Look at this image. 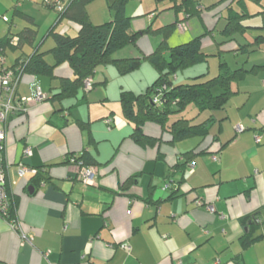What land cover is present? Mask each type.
<instances>
[{
    "label": "crops",
    "instance_id": "0c3cea01",
    "mask_svg": "<svg viewBox=\"0 0 264 264\" xmlns=\"http://www.w3.org/2000/svg\"><path fill=\"white\" fill-rule=\"evenodd\" d=\"M219 1L201 2L209 7ZM108 5L109 0L88 3L94 24L112 20ZM245 6L251 14L244 21L248 27L232 40L221 31L226 12L222 28L211 10L188 19V30L180 27L182 22L177 26L179 43L191 37L187 31L197 36L213 30L204 38V51L209 57L220 53V61L234 69L262 66L232 83L236 93L214 112L217 119L205 138L174 141L149 123L145 131L156 141L142 145L133 140L134 125L124 116L121 95L124 90L143 93L157 78L145 60L132 71L139 75L137 82L113 63L100 64L92 76L93 88H81L72 96L59 94L64 80L76 78L68 63L57 65L53 75H22L18 96H31L40 86L47 98L15 112L6 124L9 191L22 231L0 214V264H264V57H258L264 51V0H245ZM234 8L241 9L237 4ZM126 12L136 14L128 7ZM143 14L144 19H134V30L147 27L156 16L152 11ZM53 15L41 0H0V40L9 42L0 48V76L36 52L55 64L50 29L74 36L79 24L68 19L59 23ZM182 17L175 12L170 23ZM28 28L36 30L34 35L20 39ZM256 40L251 52L234 51L238 44ZM157 45L158 38L144 34L137 46L125 47L114 57L142 56ZM214 71L207 64L192 75L215 76L219 66ZM27 147L30 155L25 154ZM84 152L95 163L84 164L79 159ZM79 162L95 169L94 182L79 179ZM21 164L36 173L20 175ZM39 170L46 174L37 176ZM255 214L263 221L252 225V236H262L243 248L241 237Z\"/></svg>",
    "mask_w": 264,
    "mask_h": 264
},
{
    "label": "trees",
    "instance_id": "16d2710c",
    "mask_svg": "<svg viewBox=\"0 0 264 264\" xmlns=\"http://www.w3.org/2000/svg\"><path fill=\"white\" fill-rule=\"evenodd\" d=\"M91 1L44 0L45 5L52 9H57V5L62 3L64 8L58 10L57 14L59 23L63 19L74 21L79 24V31L72 36L67 32L59 31L56 27L51 28L49 35L55 40V46L52 48L56 59L55 64L48 63L44 53L36 52L25 58L21 74L33 72L35 74L53 75L57 65L68 63L76 78L64 80L59 94L72 96L81 88L84 90L85 79L92 77L100 64L113 63L118 67L120 73L127 74L138 69L143 60L148 61L157 72V78L154 82L143 93L135 94L132 91L124 90L121 95L124 116L134 125L131 137L139 144L148 145L156 141L145 131V127L149 123L160 126L174 141L193 135L207 137L210 134L212 123L217 119L214 112L224 108L236 93L232 83L241 80L247 73L256 72L262 67L234 69L227 62L220 61L219 71L215 76L209 77V73L204 72L198 75H190L187 81L177 83L176 78L179 72L206 62L210 56L204 51L203 45L204 38L212 35L213 30H208L207 33L197 35L182 43L175 45L169 43L175 26L177 27L180 22L187 21L194 16L202 18L206 12L202 0H169L172 3L171 8L177 15L182 13L183 17L178 18L174 23L156 28L149 25L139 30L133 29L134 17L126 12V5L130 0H109V6L113 10L114 16L112 20L101 24H94L90 20L86 7ZM156 1L162 3L166 0ZM235 4L241 9H235ZM208 8L213 12L215 21L224 17L225 12L227 13L226 25L221 31L222 35L228 37L229 40L234 39L235 35L244 32L248 27L244 21L251 14L246 9L245 0H220ZM35 32V29L28 28L21 33L20 39L28 38ZM149 33L162 37L158 47L151 53L129 58L114 57L115 53L125 47L137 46L140 37ZM257 42L256 40L244 45L237 43V48L234 51L236 53L251 52L250 47L256 45ZM6 43H9L6 39L0 40V48L4 49ZM223 43L221 41L219 45L222 46ZM218 55L220 57V53ZM19 64L20 60L11 68H15ZM155 96H159L160 103L154 102ZM192 103L197 107L198 113L196 116L188 118L184 112ZM205 112H207L206 117L200 121H195ZM173 115L178 117L171 120ZM79 159L83 160L86 165L95 163V160L86 152ZM43 174L46 173L42 170L37 172V176ZM257 218H261V222L263 221V218L257 214L252 216L248 232L241 237L243 248L249 247L262 236H252V225L261 223L257 222Z\"/></svg>",
    "mask_w": 264,
    "mask_h": 264
},
{
    "label": "built area",
    "instance_id": "2783aa9c",
    "mask_svg": "<svg viewBox=\"0 0 264 264\" xmlns=\"http://www.w3.org/2000/svg\"><path fill=\"white\" fill-rule=\"evenodd\" d=\"M23 0H18V3H21ZM64 5L58 4L57 10H63ZM7 20V17H4ZM180 27L184 28V25L181 24ZM12 42L14 44H18V38H13ZM25 62V59L20 60V64L15 68H5L1 79L2 92L0 96V214L10 220L11 225L16 230H21V222L16 216L15 213V200L10 195L9 191V181H8V161L6 157V124L8 118L17 111L27 110L28 106L31 104H35L41 102L47 98L46 93L41 89L40 86L36 87L35 93L31 96H18V84L22 77V66ZM4 63V58H0V64ZM93 79L92 77H88L84 82V90L89 91L93 88ZM154 102L160 103L159 96L154 97ZM25 154H31V148L27 147L25 149ZM74 159V158H72ZM79 164L78 177L85 183H92L95 179L96 171L93 167L83 166L81 162ZM29 173H36V170L30 169L27 166L21 164L19 167V174L22 176H27ZM168 186V185H167ZM197 204H202L201 200L196 201ZM210 210H214L212 205H208ZM13 212V213H12ZM257 222H261V218L256 219ZM25 238L31 241L24 232ZM122 247L130 248L127 243L121 244ZM86 264H93L92 262L87 261Z\"/></svg>",
    "mask_w": 264,
    "mask_h": 264
},
{
    "label": "rangeland",
    "instance_id": "374dc122",
    "mask_svg": "<svg viewBox=\"0 0 264 264\" xmlns=\"http://www.w3.org/2000/svg\"><path fill=\"white\" fill-rule=\"evenodd\" d=\"M42 1V5H44L45 6V8L46 9H48V11L49 12H51L52 14H54L53 15V17L54 16H57V14H58V10L57 9H52V8H50V7H48L47 5H45V3H44V0H41ZM207 4L208 3H210L211 1H214V0H204ZM109 6V5H108ZM135 6V7H134ZM171 6H172V3H171V1H169V0H166L165 2H162V3H157V1L156 0H130L128 3H127V7H128V11L130 12V13H133V12H135L136 14H128V15H137L138 13H141V14H143V13H148V12H150V11H152V12H154L155 13V17L153 18V19H151L150 21L148 20L147 21V23L149 22V25H151V26H153L154 28H156V27H160V26H162V25H164V24H168V23H170V22H172L173 21V19H174V17H175V11H174V9L173 8H171ZM206 6V5H205ZM126 7V8H127ZM132 7H134L133 8V10L131 9ZM111 8V7H110ZM205 10L204 11H210V9L208 8V7H205L204 8ZM136 11H142V12H136ZM223 13H224V11H223ZM44 17H45V19H46V21H45V24H50L49 22H48V20H50V18H46V16H42L41 15V17H40V19L41 20H43L44 19ZM146 16L143 14V15H141V16H135L134 17V19H136V20H141V19H144ZM192 21V23L194 22L193 20H191ZM189 21L187 20V21H184V22H182V24L184 25V28L185 29H189L190 28V25L188 26L187 25V23H188ZM216 22H218V27H220V28H222L223 27V25L225 24V19H224V17H222V18H220L218 21H216ZM148 25V26H149ZM179 28H177L176 27V30L174 31V33L172 34V36L169 38V42L171 43V44H173V45H175V44H177V43H179V42H177L178 40H177V34H178V30ZM195 33L196 32H194L193 30H190V31H187V35L188 36H190L191 35V37H189V38H186V40H184V41H181V43L182 42H185V41H187V40H189L190 38H192V37H194L195 36ZM153 40H154V38H158V45H159V43H160V41H161V36L160 35H158V36H153L154 34H152V33H149L148 34ZM153 36V37H152ZM157 45V46H158ZM156 46V47H157ZM127 48H131V46H128ZM206 48V47H205ZM215 48V47H214ZM208 51H211L212 49H209V48H206ZM123 52H125V49H122V50H120V53H123ZM260 54L264 57V51L262 50V53H258V57H260ZM232 56V58H233V55H231ZM227 58L228 57H230V54H228L227 56H226ZM210 58V60H209V62L208 63H206V62H202V63H199V64H197L198 65V67L196 68V69H194L195 68V66H193V67H190V68H188V69H186V70H184V71H181V72H179V74H178V77L176 78V82L177 83H181V82H185V81H187L188 80V76H190V75H192L193 73H197V72H200V71H202V70H204V69H206L207 68V64H209V67H210V69L212 68L213 70H216V71H214V73L215 72H217V68H218V66H219V61H220V59H219V57H217V56H211V57H209ZM226 58V59H227ZM145 62L147 63V64H149V62L148 61H146L145 60ZM132 72V71H131ZM127 74H129V75H131V74H133V75H131L132 77H130V78H133V80L134 81H138V79H139V75H137V74H134L133 72L132 73H127ZM113 83V82H112ZM113 84H115V83H113ZM112 86H114V85H112ZM138 89V88H137ZM119 102L120 101H117V103L119 104ZM121 104V103H120ZM197 113H198V109H197V107L195 106V104H190L188 107H187V109L185 110V112H184V115L186 116V117H188V118H192V117H194V116H196L197 115ZM207 115V112H205V113H203L201 116H199L198 118H197V120L198 119H201V118H203V117H205ZM176 117H178L177 115H173L172 117H171V120H173V119H175Z\"/></svg>",
    "mask_w": 264,
    "mask_h": 264
},
{
    "label": "water",
    "instance_id": "95a60500",
    "mask_svg": "<svg viewBox=\"0 0 264 264\" xmlns=\"http://www.w3.org/2000/svg\"><path fill=\"white\" fill-rule=\"evenodd\" d=\"M249 224H251V221L249 220V222H248Z\"/></svg>",
    "mask_w": 264,
    "mask_h": 264
}]
</instances>
